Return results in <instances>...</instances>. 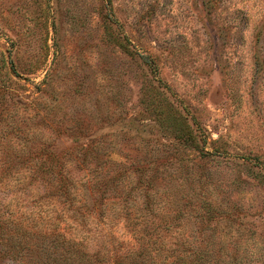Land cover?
I'll return each instance as SVG.
<instances>
[{
	"label": "rangeland",
	"instance_id": "1",
	"mask_svg": "<svg viewBox=\"0 0 264 264\" xmlns=\"http://www.w3.org/2000/svg\"><path fill=\"white\" fill-rule=\"evenodd\" d=\"M47 144L0 167V264H264V0H0V150Z\"/></svg>",
	"mask_w": 264,
	"mask_h": 264
},
{
	"label": "trees",
	"instance_id": "2",
	"mask_svg": "<svg viewBox=\"0 0 264 264\" xmlns=\"http://www.w3.org/2000/svg\"><path fill=\"white\" fill-rule=\"evenodd\" d=\"M7 148L9 149V151H11L10 154H7L9 151H5V150L3 151L4 148L0 150V153H1L0 167H4L8 169V171L20 167L21 164L22 165H24L25 163L28 164V162H30L31 160H35L36 164L34 165V169L30 170L31 171L30 175L37 176L38 178L39 175L48 173L52 171L53 168L55 170V168L59 164V163H56L59 152L56 151L58 149L54 148V144L51 146L47 144L35 151L25 149L24 146H21V148L25 151V155L20 154L21 149L19 147L12 148V146H7ZM81 149H82V154H86L82 147ZM81 149L80 147H77V150L81 151ZM27 152L30 155L29 157H26ZM202 154L205 155L206 153L202 151ZM33 163L34 162H31V164L29 165L32 167ZM137 170H138L137 172L139 173L141 177L144 169L142 170L141 168H138ZM100 173H101V180L93 181L92 183L93 189H97L100 185H107L112 182L111 177H109L108 170H105V171L102 170V172ZM47 176H50V175H46V176L44 175L42 178L47 181L46 183H50L51 185H53L56 188V189H53V191H56L58 193H60L63 190H64L63 192L65 193L69 190V188H73V186L76 185L74 181H71L66 176H62L60 174L54 175L51 177H47ZM120 179H121V175H119L117 182H119ZM139 181L140 182L137 183V185H140L142 183L141 179ZM70 195H72L71 198H75V193L70 192ZM3 210H6V208H3ZM3 225L5 226L6 224L0 223V228ZM198 230L200 231V228ZM5 253H8V251L4 249L0 254L4 255ZM83 254L85 255V258L81 257L83 260L89 259V256L86 253H83ZM98 255H99L98 253L91 254V259H95ZM30 256H32V254ZM37 256H38V253H34V257H37ZM148 256H151V255L148 254L142 247L138 250L137 255H133L130 259H127V258L115 259V264H145V262L142 259ZM207 256L208 254L205 256L204 251L201 249L192 250V252L188 256L184 257L185 264H224L225 262V260L223 259V255L222 256L214 255L213 259L211 260V261H214V263L208 260ZM55 262L56 261L54 258L46 256L42 264H55ZM173 262L174 260L167 261L165 264H172ZM80 264H82V262Z\"/></svg>",
	"mask_w": 264,
	"mask_h": 264
}]
</instances>
